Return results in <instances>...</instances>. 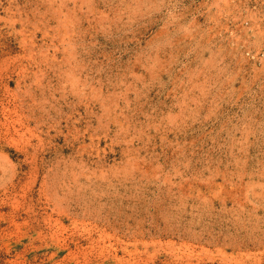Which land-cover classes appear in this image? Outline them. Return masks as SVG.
I'll return each mask as SVG.
<instances>
[{
    "label": "rangeland",
    "instance_id": "1",
    "mask_svg": "<svg viewBox=\"0 0 264 264\" xmlns=\"http://www.w3.org/2000/svg\"><path fill=\"white\" fill-rule=\"evenodd\" d=\"M0 264H264V0H0Z\"/></svg>",
    "mask_w": 264,
    "mask_h": 264
}]
</instances>
